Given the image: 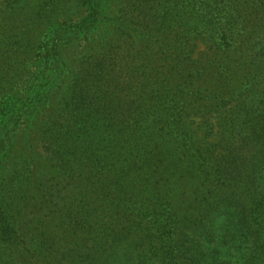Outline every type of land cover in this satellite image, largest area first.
<instances>
[{"label":"trees","instance_id":"1","mask_svg":"<svg viewBox=\"0 0 264 264\" xmlns=\"http://www.w3.org/2000/svg\"><path fill=\"white\" fill-rule=\"evenodd\" d=\"M18 2L6 5L12 30L35 15L32 11L41 17L35 24L44 23V31L32 36L28 30L19 45L21 54L39 50L29 83L39 80V90L28 107L22 105L18 92L8 88L7 58L0 57V160L14 151L19 135L8 126L46 104L52 90L48 80L53 67L61 69L63 47L93 34L108 0H39L23 19ZM125 2L132 16H124L115 53L80 63L78 80L61 100L64 115L41 136L54 161L78 167L75 176L84 186L87 206L84 213L68 211V225L80 231L82 219L87 234L80 241H50L18 194L0 195V264H264V34L259 33L264 16L250 20L247 29L235 15L244 6L240 3L235 8L225 0H204L202 7L198 0ZM252 4L264 15V0H249L251 15L258 12ZM186 5L192 6L183 21ZM81 9L86 13L76 19ZM54 14L60 20H52ZM173 23L186 30L201 28L204 38L216 40L222 54L228 53L221 65L222 95L195 102L181 97L180 86L156 106L140 100L139 112L119 113L116 106L123 98L110 93L116 66L130 67L132 47L157 32L169 37ZM173 48L177 56L167 65L195 64L191 55H182L195 50L189 42H175ZM238 63L247 65L248 75L236 85L231 78ZM260 65L262 77H253ZM103 75L105 84L99 86ZM162 76L146 77V88ZM165 79L184 84L175 73ZM193 118L210 130L207 138L191 130ZM211 136L217 140L210 141ZM98 204L105 218H117L96 232L89 222L96 220ZM63 210L58 214L65 217ZM125 219L128 226L116 231ZM49 220L53 224L54 218Z\"/></svg>","mask_w":264,"mask_h":264},{"label":"rangeland","instance_id":"2","mask_svg":"<svg viewBox=\"0 0 264 264\" xmlns=\"http://www.w3.org/2000/svg\"><path fill=\"white\" fill-rule=\"evenodd\" d=\"M8 0H0V57L7 58L5 65V74H8L10 83L8 88L14 93L18 92L19 97L23 100L22 105L28 107L33 102L34 97L39 90V80L30 83V75L33 72L32 62L37 57L39 50L34 47L29 53L23 52L19 45L24 44V33L30 30L32 36L37 32L44 31V27L35 20L41 19L37 12H31L33 6L39 0H19L18 4L23 6L22 12L19 9L22 19L27 12L35 13L29 15L24 21L15 23V29L12 30L6 17L10 12L7 8ZM204 0H198V6L202 7ZM225 0L235 7L236 3L244 6H239V11L235 13L236 17L244 24L243 27L250 25V20H257L264 16L260 8L258 12L251 15V10L248 9L249 0ZM254 1V0H251ZM261 1V0H256ZM130 7L125 0H108L105 4V11L99 25L96 27L93 34L84 38L83 36L74 39L73 42L63 47L61 69L58 67L52 68L53 78L49 77L52 83L51 94L49 99L43 106L37 107L32 111L31 115L20 117L8 127L14 133L19 134L15 140L16 146L9 157L0 160V195L7 193L18 194L25 202V207L28 213H35L36 221L35 227L40 228L43 233H46V238L50 241L73 242L84 239L86 231L82 230L83 220L79 221V229L74 225H68L70 219L67 215L70 212L84 213L86 211V200L88 199L84 186H81L80 181L76 179L77 168L71 166H64L51 158L50 151L41 142V136L47 132L54 125L53 120H57L59 116L64 113L60 111L61 100L70 90V85L77 79L79 65L81 62L96 61L105 55H113L115 53L114 43L122 35V22L125 17L132 16V13H127L125 7ZM191 6L186 5L187 16L180 20L186 21L189 18V10ZM237 7V5H236ZM235 7V8H236ZM86 10L81 9L77 14L76 19L85 15ZM253 13V12H252ZM217 15V13L215 14ZM9 16V15H8ZM20 17V18H21ZM65 18V17H64ZM9 19V17H8ZM21 19V20H22ZM62 19V18H61ZM66 19V18H65ZM52 20L58 21L60 17L54 14ZM46 23V22H45ZM170 29L171 35L165 32L156 33L154 38L149 35L142 37L137 46L132 47V55L130 59L133 61L130 67L124 64L117 65L115 74V82L111 87L110 93L116 91L118 97L123 98L122 102L116 106V109L121 114H132L138 111V102L143 100L149 103L152 107L156 106L158 102L165 100L170 95L175 94V89H180L179 94L183 98H192L196 100L205 101L208 96L213 99L218 97L221 93L220 81L222 72V63L227 59L228 53L222 54L216 40L209 37L204 38L201 28L197 30L181 29V25L173 23ZM135 27V26H134ZM2 28H5L4 31ZM245 29V28H244ZM248 29V28H247ZM243 32H246L245 30ZM263 33L264 31H260ZM171 39V40H170ZM175 42L185 43L189 42L195 50L186 54L182 52L183 58L186 55H191L195 64L184 65H167L166 61L170 58L176 57L177 52L173 48ZM15 44V46H11ZM23 47V46H21ZM262 49V45L258 46V51ZM24 51V50H23ZM233 51H231L232 55ZM261 52L258 56H261ZM233 59L236 56L233 54ZM182 58V59H183ZM262 59V57H259ZM179 61V60H178ZM112 63H115L113 61ZM116 65V64H115ZM259 66V65H258ZM238 70L231 78L236 85L246 81L248 75L247 65L238 63ZM252 72L253 77H262L263 68L255 67ZM59 73V74H58ZM155 73L163 74L162 81L153 84L146 88V77L152 76ZM170 73H175L182 78L184 84H172L165 79ZM195 75V76H194ZM194 81L195 84H188ZM231 81V82H232ZM104 75L102 81H97L99 86L104 85ZM113 94V93H112ZM226 94V93H225ZM224 94V95H225ZM169 107L168 105H165ZM156 111V108H153ZM24 109L21 110V113ZM190 128L192 131L199 132L200 139L207 138L206 126L198 118H193L190 121ZM216 136H211L210 141H216ZM208 140V139H207ZM208 140V141H209ZM48 207L51 211H47ZM67 207V208H66ZM67 212L64 216L58 214L60 209ZM69 211V213H68ZM95 212L97 218L89 222L93 231L99 232V228L107 221L113 222L117 218L116 215L111 219L104 217L102 208L98 204ZM82 214H80L81 216ZM88 218V214H85ZM55 216V217H54ZM54 218V222L49 223V218ZM118 222V221H116ZM47 227V231L42 228ZM52 224V225H51ZM51 225V226H48ZM128 226L126 219L120 224L116 231ZM91 233V232H90ZM89 233V236H90ZM94 235H97L94 233Z\"/></svg>","mask_w":264,"mask_h":264}]
</instances>
